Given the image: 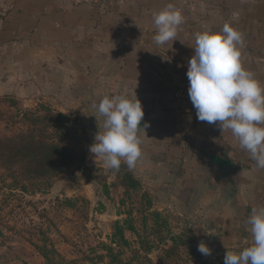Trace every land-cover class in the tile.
<instances>
[{
  "label": "rangeland",
  "instance_id": "1",
  "mask_svg": "<svg viewBox=\"0 0 264 264\" xmlns=\"http://www.w3.org/2000/svg\"><path fill=\"white\" fill-rule=\"evenodd\" d=\"M188 2L195 19L210 21L212 32H220L234 12L242 17L236 29L243 37L241 63L264 88V26L244 25L247 13L264 20V0ZM2 75L9 79V73ZM28 75L20 72V82ZM78 107L0 97V264H45L40 247L55 262L75 264H224L226 251L252 245L250 225L243 223L250 211L241 215L224 198H233L238 185L244 191L264 190V168L231 130L199 121L195 108L177 107L170 131L173 150L165 158L157 154L153 161L161 167L143 174L136 168L142 159L131 169L122 159L117 170L94 158L89 147L103 116L92 119L95 111L88 108L82 118ZM29 142L66 149L72 165L45 177L30 173L29 161L17 153ZM209 155L238 162L242 169L222 181L206 160ZM201 242L210 255L198 251Z\"/></svg>",
  "mask_w": 264,
  "mask_h": 264
},
{
  "label": "crops",
  "instance_id": "2",
  "mask_svg": "<svg viewBox=\"0 0 264 264\" xmlns=\"http://www.w3.org/2000/svg\"><path fill=\"white\" fill-rule=\"evenodd\" d=\"M169 4L182 12L184 22L175 41L158 45L153 39L157 32L153 13ZM193 11L188 0L182 4L174 0H110L102 7L77 6L74 0H0V97L8 94L17 101L22 96L27 102L50 100L58 107L71 102L80 106L82 118H86L88 108L94 109L91 118L96 120L98 112L93 105L98 106L103 97L135 99L136 94L145 114L141 126L148 124L147 136L143 129L139 131L138 159L142 160L137 172L161 167L153 160L157 154L165 158L173 150L170 131L179 109L176 91L183 90L192 105L187 71L196 34L212 30L210 21L195 19ZM102 12L104 15H99ZM247 15L244 25L264 26V20L253 12ZM225 23L236 30L237 24L242 27V17L237 19L234 12ZM3 72L9 73L7 81ZM20 72L29 73L27 82H20ZM103 125L94 127L96 133L104 131ZM161 143L166 144L165 149L156 148ZM211 156L205 158L212 168L220 167L219 162L207 159ZM233 162L235 166L218 179L229 180L242 169ZM235 181H239L237 177ZM238 188L233 198H224L226 205L231 200L241 215L250 211L246 217L253 208L264 207V190ZM248 219L243 223L249 225Z\"/></svg>",
  "mask_w": 264,
  "mask_h": 264
},
{
  "label": "clouds",
  "instance_id": "3",
  "mask_svg": "<svg viewBox=\"0 0 264 264\" xmlns=\"http://www.w3.org/2000/svg\"><path fill=\"white\" fill-rule=\"evenodd\" d=\"M157 29L153 39L158 45L174 40L184 22L182 12L169 4L153 13ZM175 41V40H174ZM242 34L225 23L220 32L204 30L196 34L194 55L188 62L189 98L201 122L231 130L240 147L247 150L259 168H264V88L241 63ZM105 117L104 131L97 132L89 151L103 158L112 169L123 159L135 167L141 156L139 131L144 111L136 94L105 96L93 105ZM147 136V135H146ZM247 223L251 226L252 245L239 253L226 251L224 264H264V207L253 208ZM198 251L207 256L211 249L201 242Z\"/></svg>",
  "mask_w": 264,
  "mask_h": 264
},
{
  "label": "trees",
  "instance_id": "4",
  "mask_svg": "<svg viewBox=\"0 0 264 264\" xmlns=\"http://www.w3.org/2000/svg\"><path fill=\"white\" fill-rule=\"evenodd\" d=\"M20 155V159L29 161L27 168L30 173L37 175L38 177H45L52 172H55L59 168L65 166H71L73 159L69 151L63 148H57L44 144L30 145V142L26 146L17 150ZM40 251L45 260V264H75V261H67L66 259H60L56 262L52 260V253L44 252L40 247ZM56 253V251H55ZM152 263V262H150ZM120 264H130V262L122 261ZM153 264V263H152Z\"/></svg>",
  "mask_w": 264,
  "mask_h": 264
},
{
  "label": "built area",
  "instance_id": "5",
  "mask_svg": "<svg viewBox=\"0 0 264 264\" xmlns=\"http://www.w3.org/2000/svg\"><path fill=\"white\" fill-rule=\"evenodd\" d=\"M110 0H74L77 6H90V7H102L106 6ZM116 96V95H114ZM178 106L183 108L184 110H190L192 105L188 103L187 96L183 90H178L175 93Z\"/></svg>",
  "mask_w": 264,
  "mask_h": 264
},
{
  "label": "water",
  "instance_id": "6",
  "mask_svg": "<svg viewBox=\"0 0 264 264\" xmlns=\"http://www.w3.org/2000/svg\"><path fill=\"white\" fill-rule=\"evenodd\" d=\"M98 158L103 160V158L101 157H98ZM207 159L210 161L211 160L216 161L217 163L219 162L221 164L220 167H217V166L215 167L216 171L218 172L219 177L224 176V174L228 173L230 169L235 166V163L230 159H221V158L219 159L213 156L207 157ZM235 253H239V252L236 251Z\"/></svg>",
  "mask_w": 264,
  "mask_h": 264
},
{
  "label": "flooded vegetation",
  "instance_id": "7",
  "mask_svg": "<svg viewBox=\"0 0 264 264\" xmlns=\"http://www.w3.org/2000/svg\"><path fill=\"white\" fill-rule=\"evenodd\" d=\"M226 174H224V176H225Z\"/></svg>",
  "mask_w": 264,
  "mask_h": 264
}]
</instances>
